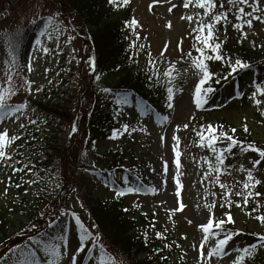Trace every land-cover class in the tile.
Returning <instances> with one entry per match:
<instances>
[{
	"label": "rangeland",
	"instance_id": "rangeland-1",
	"mask_svg": "<svg viewBox=\"0 0 264 264\" xmlns=\"http://www.w3.org/2000/svg\"><path fill=\"white\" fill-rule=\"evenodd\" d=\"M52 1L2 0L0 2V78H3V70L6 67L3 62L8 59V48H5L7 47L6 41L11 40L15 33L37 23L38 25L35 27L38 28V34L42 23L37 17H44L58 11ZM103 1L108 3V0ZM182 3L183 0H167L163 3L157 0L154 4L152 0H129V3L124 7L109 5L110 16L107 22H125L135 18L139 24L136 31L139 32L140 38L136 41V45L138 47L139 44H143L145 47L137 52L135 47H129V44L136 39L132 32L128 38V48L132 50L134 64L137 65L138 69L147 67V53L149 51L152 58L157 61L161 73L166 67L165 60L177 61V66L180 69L188 67V63L179 60V58L189 51H192L193 55L196 53L192 48L194 41L190 34L191 25L187 20L181 19V16L202 10L193 7L184 9ZM150 4L152 5L151 10L149 9ZM171 4H176L177 7L169 12L168 9ZM59 20L65 24L64 34L59 37L54 36L51 40L45 37L41 38L44 45L50 48L48 54L36 51L30 45V40L34 39L36 34L29 33L23 37L21 48L18 49L17 53V62L23 67L22 75L33 82L31 84L32 91L29 92L27 88L20 89L9 101L10 103L27 101L26 113L38 122L39 131L35 130L36 126H29L28 128V131L36 138L35 140H29V142H33L36 147L54 146L59 148L58 153H53L57 154V160L53 164L55 169L40 179V183H37L41 187L40 197L48 201V204L42 209L43 213H47L49 206L55 204L59 196L61 197V178L62 182L64 180L66 191L70 190L67 180H71L79 190V196L87 190L94 200L114 198L117 202L120 201L121 208L127 209L130 217L137 219L140 214L152 216V224L155 227H151V236L155 241L154 243H157L158 248H160V240H157L155 233L157 231L163 233L167 240L166 243L171 245L172 248L169 255L170 264H196L199 259L201 251L199 242L203 238V233L198 225L207 222L209 212L204 205L207 203L211 207L214 199L210 194L205 198V189L217 194L215 206L212 207L214 219L224 218L226 220L227 217L223 214L228 212L232 215L235 223L227 224L226 227L239 228L244 233H261L264 230V225L247 215L246 213L249 212L245 210L243 204L239 208L234 203L231 207H221L220 195L222 189L218 186L209 185L207 181L201 182L200 178L207 170V166L201 160L203 156L197 151L195 146L197 136L192 130L195 127L199 131L201 122L206 121L208 124L219 125L220 123L230 126L235 128L238 133L244 130L246 124L252 139L260 147H264V116H261L258 110L264 108V101L257 106L251 98L247 99L252 79L251 73L244 72L239 83L235 79L228 80L222 85L217 94L212 93L209 96L207 103L200 109H197L193 103L192 93L198 77L192 74L191 69L187 74L182 73L174 82L175 87L182 90L175 92L171 109L166 107L165 92L161 102L157 101L150 104L154 111L141 114L136 108L135 96L131 95L129 99L132 103L123 106V114L115 118L116 127L120 128L122 124L127 123L130 125L129 132H125L118 139L101 138L96 141L92 149L82 150V146L79 145L81 140L76 134L79 131V126H82L83 123L80 119L83 114L91 110L92 93L106 86L109 79L100 77L92 84H83L90 79L89 57L93 58L92 49L86 36L87 27H83L73 17L67 16L65 18L63 14L59 17ZM32 21H35V23H32ZM169 22L170 27L167 26ZM232 23H235V19L230 14L227 25L217 26L219 39H226L227 44L232 48L248 50L250 56L254 59H264V24L254 21L251 29L245 26L244 31L248 35L242 39L239 32L233 29ZM69 36L72 37L70 40H68ZM165 43H167L166 49ZM178 44L179 49L177 48ZM162 50H164L163 60L160 58ZM30 55H35L37 59L32 61L33 70L28 72L26 65ZM208 63L210 71L219 74L220 69L218 66L212 61ZM45 69H48V71H45ZM14 78L19 84V78L15 76ZM161 79L163 78L161 77ZM93 85L96 87L95 89L92 88ZM37 88L40 91H35ZM237 91L242 94L237 96ZM230 92L231 95H229ZM65 101L67 108L70 110L69 112L72 115H77V119L72 124L64 123L52 117L48 118V110L38 109L34 105V102H41L44 105L48 104V106L53 103L62 106ZM156 112H159L160 115H167V121L161 122L159 117L155 115ZM20 122L26 121L21 117ZM18 123L12 124L10 121H0V130L7 126L10 134L13 132L18 133L20 131ZM185 123L189 125L187 129L183 127ZM74 124L77 128L76 132L71 131ZM178 125L179 128H177ZM131 128L137 130L132 132ZM140 129H145V131ZM173 135L179 139L178 150L181 153L179 170L173 163L176 159L172 151L173 146L176 144V141L172 139ZM161 137H163V140ZM26 138L22 139L21 144L24 143ZM73 145H79L76 157L68 156L66 150L67 148L69 150ZM41 151H36V154L40 157H42ZM64 157L67 163L63 164L59 160ZM114 157L122 161L120 166L122 171L114 173L107 171L106 166L111 164ZM246 157L249 158L244 155L231 164L233 166V169H230L231 174L221 175V182L231 186L237 180L242 181L245 173L238 172L235 169H238L241 163L245 167H249V160ZM165 161L167 162V170H165ZM197 161H200V163H197ZM69 162H71V166H68ZM106 162L109 163L106 164ZM103 164L106 165L103 167ZM61 165V168L64 167L65 169V179L60 169H58ZM123 170H126V172ZM11 175L10 169L7 170V173L0 171V180L6 182L7 176ZM21 176L23 175L12 176L13 184H21ZM125 176L132 184L141 187V191L116 197L111 189L117 184L112 185L111 180H116L120 185L121 181L118 178ZM255 176L261 180L259 187L264 191V169L257 171ZM174 177L179 179L182 185L179 196L175 191ZM25 179L36 180V177L29 173ZM105 180L109 181L107 186L102 182ZM57 183L60 184L59 188L55 187ZM4 187L5 183H0V193L3 192ZM152 187L156 188L155 193L150 192ZM25 189H28L27 193L24 191ZM236 190H238V187L234 188L233 192ZM69 193L71 192L69 191ZM35 195V183L31 185L22 183L19 188L9 187L6 196L0 195V214L5 215L7 236L9 237L5 244L8 242L23 244L26 240L24 233L32 234L36 232V229L30 230V225L33 223H36L42 229L45 228L46 222L42 216H37L29 221V216L35 213L37 207ZM231 198L241 200L240 197L235 195H232ZM63 203V209L75 212L86 224L87 216L81 210L79 199L69 195L65 196ZM181 204L183 205L182 208L180 207ZM250 204L252 203L249 202L248 205ZM134 206L137 208L136 211ZM56 217L50 216L47 222ZM59 222L61 223L58 227V234H60L61 227L67 228L68 253L70 256L73 251L74 221L70 215H66ZM213 243V240L207 242L203 249L205 254L207 247ZM177 244L179 247L176 246ZM231 245L240 246L236 241L231 242ZM2 250L6 249H3L0 245V254H2ZM107 252L113 256V252ZM80 254L77 257L78 264H94V260L89 256L82 263ZM95 254L93 253V255ZM229 255L234 258L235 253L230 252ZM69 256H64L61 264H67ZM253 257L254 262L252 264H264L263 249H260L258 254H254ZM210 259H212L213 264H230L228 256ZM248 261L249 258H246L244 264H247Z\"/></svg>",
	"mask_w": 264,
	"mask_h": 264
},
{
	"label": "snow or ice",
	"instance_id": "snow-or-ice-1",
	"mask_svg": "<svg viewBox=\"0 0 264 264\" xmlns=\"http://www.w3.org/2000/svg\"><path fill=\"white\" fill-rule=\"evenodd\" d=\"M53 2H55V0H53ZM156 2L157 0H152L153 4ZM159 2L163 3L167 2V0H159ZM128 3L129 0H108V4L113 5L114 7H124ZM151 7L152 5L150 4V10ZM176 7V4H171L168 11L171 12ZM182 7L184 9L193 7L202 10L181 16V19L187 20L191 25L190 34L194 41L192 48L195 50L196 54L193 55L192 51H189L187 54H182L179 60L188 63V67L183 69L178 68L177 61L165 60L164 63L166 64V67L161 73L157 61L152 58V54L149 51L147 53L146 78L150 82L155 80V83L162 84L165 87L166 107L171 109L173 107L175 92L182 90L176 88L174 82L182 73L187 74L189 69H191L192 74L198 77L195 82L194 92L192 93L193 103L197 109H200L207 103L209 96L215 92V88L211 83L213 78H215L216 84H220L222 80L227 82L232 77L233 73L252 70L253 68V65L248 61L239 57H233L223 52L222 45L224 41L220 40L218 37L219 29L217 26L221 24L227 25L231 14L235 19V23H232L233 29L239 32L242 39L246 38L248 33L244 31L245 26L251 29L254 21L264 24V0H183ZM61 15L62 13L57 11L44 17H37V19L41 20L42 26L34 39L30 40V45L34 47L36 51L42 52L43 54H48L50 52V48L44 45L41 39L42 37L51 40L54 36L59 37L64 34L65 24L63 21L59 20ZM32 23H35V21H32ZM124 23L125 27L132 30V34L136 38L129 44V47H135L136 51L139 52V50L143 49L145 46L139 44L137 47L136 45V41L140 38L139 32L136 31L139 27L137 20L132 18ZM167 26H171L170 22ZM71 38L72 37L69 36L68 40ZM6 44L8 48V59L3 62L6 67H4L3 70V78H0V121H10L12 124H17V122H19L18 128L20 131L18 133L13 132L10 134L7 126H5L3 130H0V171L7 173V170L10 169L12 173L11 176H7L6 182L0 180V183H5L4 190L0 193V195L4 196L8 194L9 187L14 186L19 188L22 183L31 185L37 182L33 179H25L29 173L35 176L36 172L34 171L35 166L33 165L31 157L26 154L24 149L28 146L29 140L36 139L35 136L28 131L29 126H36L35 130L39 131L37 120L32 119L26 113V109L28 108L27 101L20 103L9 102L10 98L16 95L20 89L27 88V90L31 92V84L33 82L22 75L23 67L17 62V53L20 47L19 37L17 36L15 39L7 40ZM166 48L167 43H165V49ZM177 48L179 49V44L177 45ZM163 57L164 50L160 52V58L162 60ZM36 59L37 57L35 55H30L26 65L28 72L33 70L32 61ZM209 61H221L227 66L228 71L222 75L210 71ZM89 65L94 67V60L92 57H89ZM45 71H48V69H45ZM14 76L19 78V84ZM252 76L251 84L254 86V91L251 92L250 98L255 105L259 106L262 104V101L257 99V96L264 95V80L258 82L257 79L254 78V73H252ZM161 77L163 79H161ZM97 79H99V76H97ZM35 91H40V89L37 88ZM101 91L109 93L111 92V89L103 88ZM231 94L232 93L230 92L229 95ZM241 94L242 93L239 91L236 92L237 96ZM114 103L118 106L116 108V113L117 116H119L123 114L122 107L130 105L132 101L129 99V93L125 91L115 94ZM135 105L141 114H147L154 111L150 104H142L138 99L135 101ZM258 110L260 115L264 116V108ZM155 115L159 117L161 122L167 121L168 119L167 115H160L159 112H156ZM21 117H23L26 122H20ZM183 127L187 129L189 125L185 123ZM177 128H179V125ZM129 129V124H122L120 128L112 129L109 139H118L119 136L123 135L125 132H129ZM136 130V128H131L132 132ZM140 130L145 131V129ZM192 130L199 138L196 141L197 146L202 148L206 147L212 157L211 159L209 156L201 157V160L207 166V170L204 171L200 178L201 182L203 183L204 181H207L209 185L218 186L222 189V194L220 195L221 207H231L233 203L238 208L241 207V204L246 207L249 204L250 198L254 199L261 195L260 192L254 191L257 185L261 184V180L254 175V172L257 170V166L261 165V162L264 161V147H258L255 143L250 141L246 143L245 141L238 140L234 135L229 134V132L235 133V128L225 131L222 125L201 124L199 125V131H197L195 127ZM71 131H77L75 124L72 126ZM244 131H248L246 124L244 125ZM24 137L27 138L24 139L23 144H16L18 140H21ZM161 139L163 140V137H161ZM172 139L176 141V144L172 149L176 156L173 163L176 165L177 170H179L181 166L179 160L181 153L178 150L179 139L175 135H173ZM218 144L223 146H218ZM13 145H15V147H13ZM237 146L239 147V152L241 154L251 151L252 153L257 154L258 158L252 159L246 157V159L250 161V167H245V165L241 163L239 168L235 169L238 172L245 173L243 180H237L236 183L229 186L228 184L221 182L220 177L224 174H231L230 169H233V166L226 164L225 161L229 156L236 155L232 149ZM197 163H200V161H197ZM165 170H167L166 161ZM16 173H24V175L20 177L21 184H13L12 176ZM118 179L121 181V184L111 189L114 191L116 197L124 196L129 193H139L141 191V187L132 184L128 177H119ZM173 179L176 184L175 191L177 196H179L182 185L179 179L176 177ZM102 182L107 186L109 181L105 180ZM111 184L116 185L117 181L111 180ZM55 187L59 188L60 184L57 183ZM237 187L239 190L233 192V189ZM24 191L27 193L28 189H25ZM150 192L155 193L156 188H150ZM209 194L214 199L211 207L207 203L204 205L209 212L207 222L198 225L203 233V238L199 242L201 251L196 264H213V261L210 258L218 259L225 256L229 257L230 264H244L246 258L254 256L258 247L264 248V233H251V235L257 237L254 243H249L244 246L231 245L230 241H232L233 238L243 230L226 227L227 224L235 223L232 215L228 212L223 214L227 217L226 220L224 218L214 219L212 215V207L215 206V197L217 194L216 192H210L209 189H205V198ZM232 195L241 197L242 199L233 200L231 198ZM180 207L182 208L183 205L181 204ZM259 208L260 204L259 201H257L256 207L252 208L251 212L258 213ZM125 211H127V209H125ZM246 214L251 215V213ZM46 215L47 213H41L42 217ZM66 215H70L74 221V238L72 242L73 251L70 256L68 253L69 238L66 227H61L59 235L50 236L48 232H44L36 223H33L30 225V230L36 229V232L32 234L24 233L26 240L23 244L11 242L5 244L0 241V245H2L3 249H6L2 250V254H0V264H61L64 256H69L67 264H78L77 257L80 253L85 252L86 246L87 251L85 252V255L91 257L95 264H117V260L109 254L105 250V246L100 243V233L98 231L93 233L75 212H72L69 209H59V216L51 219L50 222H46V227L48 229L53 228L57 222ZM255 219L259 221L261 225H264V213L257 214ZM189 223H191V221H189ZM150 226L155 227L154 224ZM91 227L94 229L97 226L93 224ZM42 232L43 235H41ZM144 236L145 239H147L146 232L144 233ZM155 236L157 238H164L163 233L159 231L155 233ZM210 240H213L214 243L207 247L205 254L203 249ZM89 241L91 242L90 245L88 244ZM164 246L167 248L171 245L165 244ZM176 246L179 247L178 244ZM226 246L228 247L226 248ZM155 251L158 252L159 249H155ZM94 252L96 253L95 255H93ZM230 252L235 253L234 258L229 255ZM161 259H164V257H161Z\"/></svg>",
	"mask_w": 264,
	"mask_h": 264
},
{
	"label": "trees",
	"instance_id": "trees-1",
	"mask_svg": "<svg viewBox=\"0 0 264 264\" xmlns=\"http://www.w3.org/2000/svg\"><path fill=\"white\" fill-rule=\"evenodd\" d=\"M1 1L2 0H0V2ZM52 3L59 12L65 15V18H67V16L73 17L83 27H87L86 36L93 51L94 67H89L91 75L90 79L83 84H92L93 81L95 82L98 80L97 76H99V78L105 77L109 79V83L103 88H109L111 89V92L104 93L100 89L92 93L91 110L90 112L82 115L80 121L83 123L82 126H79V131L76 133L79 137V140H81L79 145L82 146V150L92 149L93 144L97 140L100 138L109 137L111 135L112 129L116 128L114 118L116 117V104L114 103L116 93L127 91L129 96L134 95L142 103H153L161 99V97L163 98L165 87L162 84L155 83V80L152 82L147 80V67L138 69L134 64L132 50L128 48V38L132 31L131 29L125 27L124 22H107L110 13L109 4L106 1L62 0L57 2V0H55V2L52 1ZM35 30L36 29L34 26L28 27L25 30L15 33L12 36V39H15L18 36L20 44L19 48H21L23 37L28 33L35 32ZM222 41H224L222 50L225 54L242 58L253 65L252 70H244L239 73H233L229 80L236 79V82L239 83L241 80V75L244 72H250L251 75L254 73V78L257 79L258 82L264 80V59H254L250 56V52L248 50H245L244 48H232L227 44L226 39ZM212 62L220 69L219 74L222 75L228 71L227 66L221 61ZM211 83L215 88V92L217 93L221 86L226 82L222 80L220 84H216L215 78H213ZM92 88L95 89L96 87L93 85ZM252 91H254V86L250 84L247 99L250 98ZM257 99L264 101V95H258ZM34 103L38 109L42 108L46 111L48 110V118L52 117L53 119H58L59 121L61 120L64 123L68 122L70 124H72L75 119H77L76 114L72 115L69 112L70 110L66 106V101L62 106L54 103L50 106H48V104L44 105L41 102ZM37 111L35 112L37 113ZM202 124L207 125L206 121H203ZM219 125H222L225 131H228L232 128L220 123ZM229 134L234 135L238 140L245 141L246 143L250 141L260 147L252 139L251 133L248 131L245 132L242 130L238 133L229 132ZM22 139L18 140L16 144H21ZM79 145H73L69 150L67 148L66 150L68 152V156L76 157ZM197 147L202 154L207 155L209 153L206 147ZM37 150H42V157L36 154ZM58 150L59 148L54 146L46 148L36 147L34 146L33 142H29L28 146H26L24 149L26 154L30 156L33 161V165L35 166L34 171L36 172L35 177L37 181L35 183L37 207L35 213L29 216V221L37 216H41L43 207L48 204L47 200L45 201L40 197L39 192L41 187L37 185V183H40L39 180L50 173L49 168L52 167L55 160H57V154L53 153H58ZM232 151L236 153V155L229 156L225 161L226 164L231 165L244 155L252 159L258 158L257 154L252 153L251 151L241 154L239 152L238 146L234 147ZM59 161H61L63 164L67 163L65 157L61 158ZM107 163L109 162H106V164ZM106 164H103V167ZM62 165L59 166L58 169H60L61 174L65 179V169L64 167L61 168ZM68 166H71V162L68 163ZM106 167L108 168L107 171L114 172V169H117L119 164L116 163V159H114L112 160L111 164ZM262 169H264V161L261 162V165L257 166V170L254 172V174ZM19 175H24V173H16L14 177ZM67 183L70 185V190L68 191L65 190L64 180L62 182L61 178V197L59 196L57 202L49 206L47 215L43 216L45 222L49 221L50 216L59 215V209H63L64 207L63 201L65 196L67 197L71 195L72 197L79 199L81 210L82 212H85L87 216L86 224H84L93 233L97 231L100 233V243L105 246L106 251L113 252V257L117 260V264H170L168 259L172 248H166L164 246L166 244V240L164 238H160L162 241L160 248L156 247L150 232L151 217L141 215L139 220L136 221L134 218L128 217L127 212L123 210L119 203H116L113 199L94 200L91 198V193L89 191L87 192V190L84 194L79 196L80 192L77 189L75 183L71 180H67ZM69 191L71 193H69ZM254 191L260 192L261 195L259 197H255L254 199L250 198L249 202L252 204L245 207V210L251 213L250 216L253 218H255V216L259 213H264V191L260 189L259 185H257ZM257 201H259L260 204L258 213L251 212L252 208L256 207ZM60 223L61 222L58 221L57 224L51 229H48L45 226L43 231L48 232L50 236L58 235V227ZM93 224L97 226L94 229L91 227ZM6 227V218L2 213L0 214V239L4 243L9 239L7 236ZM145 232L147 233V239H145L144 236ZM41 235H43V232ZM256 239L257 237L251 235V233H243L234 237L230 243L236 241L239 244L242 243V246H244L249 243H254ZM88 244L90 245L91 242L89 241ZM155 249H159V251L157 252ZM260 249L264 250V248L258 247L255 255L258 254ZM86 251L87 246L85 248V252ZM85 252H82V260L87 256L85 255ZM161 257H164V259H161ZM253 262L254 257H251L249 258L247 264H252Z\"/></svg>",
	"mask_w": 264,
	"mask_h": 264
}]
</instances>
